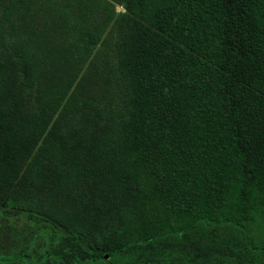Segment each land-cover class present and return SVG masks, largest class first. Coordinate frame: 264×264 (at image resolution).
I'll return each instance as SVG.
<instances>
[{"label": "trees", "instance_id": "trees-1", "mask_svg": "<svg viewBox=\"0 0 264 264\" xmlns=\"http://www.w3.org/2000/svg\"><path fill=\"white\" fill-rule=\"evenodd\" d=\"M41 7L38 0H0V32L12 38L26 85L42 81L44 64L63 60L66 69L51 80L65 96L75 63ZM126 7L115 53L133 128L118 151L126 182L142 179L139 211L119 223L120 214L48 185L44 170L26 187L0 183V205L6 198L37 224L47 264L96 260L84 235L106 253L158 235L194 242L210 232L263 238L264 248V0H126ZM5 66L0 62V86L11 78Z\"/></svg>", "mask_w": 264, "mask_h": 264}, {"label": "rangeland", "instance_id": "rangeland-1", "mask_svg": "<svg viewBox=\"0 0 264 264\" xmlns=\"http://www.w3.org/2000/svg\"><path fill=\"white\" fill-rule=\"evenodd\" d=\"M38 1L46 24H56L55 39L73 57L69 78H77L65 96L52 90L58 85L51 78L66 69L56 57L52 65L44 64L48 73L42 81L26 85L8 45L12 38L0 32V62L11 76L0 86V183L26 187L44 170L50 174L48 185L76 202L120 214L121 223L122 217L139 211L138 197L145 192L142 179L135 185L126 182L118 151L123 135L133 128L115 53L116 34L127 30L126 0ZM90 34L99 38L94 45L83 40ZM56 99L62 101L58 107ZM262 239L251 242L231 232L218 239L210 232L188 242L169 234L106 253L84 235L80 241L98 258L72 264H264ZM45 240L36 223L2 200L0 264H47Z\"/></svg>", "mask_w": 264, "mask_h": 264}]
</instances>
